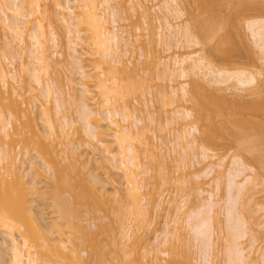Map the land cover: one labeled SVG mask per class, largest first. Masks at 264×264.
<instances>
[{
	"label": "bare ground",
	"instance_id": "obj_1",
	"mask_svg": "<svg viewBox=\"0 0 264 264\" xmlns=\"http://www.w3.org/2000/svg\"><path fill=\"white\" fill-rule=\"evenodd\" d=\"M95 1L97 0H9V2L8 0H0V3L6 5L3 7L1 6L2 4L0 5L2 7L0 9V56L5 58L3 59L0 57V232H4L11 237V242L9 243L11 260H8L11 264H104V261L106 262L113 254L114 255L107 260L111 261L112 264H141L144 263V260H140L142 257L146 259L151 255L152 258H154L151 260L147 258V262L150 260L148 263L158 264L159 261L156 256L157 252L160 254L159 251H157L154 256V250L148 253L145 251L144 257L140 254L138 255V251H136V254L134 250L135 256L129 253L130 251L128 252V248L126 247V240L130 238L127 233L130 230L128 231L127 229H129L128 227L130 226H127L129 224H127L125 220L129 217L136 218L139 216L138 218H140V214L143 210L141 201L137 198L140 193L138 178L141 175H146V170H140L141 168L138 164L139 155L142 153V147L149 148V144H151L149 143V139L144 137L146 135L142 138V136L137 137L136 134L138 133L133 134L135 133L133 130L142 122L138 121L135 126L132 124L133 122H130L131 102L134 96L137 97V94H140V92L142 93L145 81L136 75L134 70L128 66L132 63L130 59H126L127 53L125 54L124 48L130 45L131 38L126 36V33H121V30H119L117 16L109 9L108 2L103 1L102 4L99 5ZM226 1L223 2V0H220V2H223L227 6H229V4L230 6L233 5L230 1L229 3ZM165 4L166 11L169 14L168 17H173L175 21L180 20L181 14L178 10L177 0H169ZM102 6H106V8L102 10ZM233 7H235V5ZM54 9L59 10L57 11L59 12L58 15ZM24 10H27L28 13L22 14L21 11ZM9 11L13 16L17 17H14V21L13 19L12 21L9 20L10 16L7 15L10 13ZM58 22L62 24V26L60 25L62 28L66 29V32L64 31L65 34H63L67 36V46L68 49L72 51H68L71 53L69 56H64L62 50L61 52L57 51L60 48V43L57 39L58 36L55 34V29L62 32L60 31L61 27H59L60 29L57 27ZM206 22L208 24H203V26L205 25V29L207 27H209V29L202 33L207 34L212 31V29L210 30V23H212V21H210V23L209 21ZM219 23H222V20L217 24H213L214 26L212 27H214V30H218V28L222 26V24L218 26ZM215 24L218 28H216L217 26L215 27ZM165 27H167L164 32L166 36L164 33L162 36H165L166 39L169 38L167 34L172 31V29L177 32V35L182 32L179 25L174 26L171 23H167ZM223 27L224 31H226L225 26ZM246 27L251 40L259 50L258 55L260 54L259 57L261 56L260 59L262 63H264V20L250 21L246 24ZM213 32L215 33L217 31ZM1 33H4V37ZM63 34L59 33V37ZM189 34L191 33L189 32ZM189 34H185L186 43L192 48V38L188 36ZM82 35L85 41H83ZM9 36H12V39ZM194 43L196 42L193 41V46L195 45ZM198 43H196V46H198ZM77 46H80L82 49L87 48L89 52L80 56ZM188 46L186 48L189 49ZM7 53L11 59H7L8 56L5 57ZM69 53L65 54L68 55ZM24 56L33 61V63L30 62L31 64L29 63L32 65L30 66L32 68L30 71L29 69L31 68H29V64L26 66L27 62H24ZM59 57L61 58L60 61H54V59ZM18 58H20L22 65H25V68L21 65L22 69H24L22 71L25 72L26 70V74H28V72H30V74L33 73V78L31 77L32 80L30 81L36 84L35 90L37 88V90H40L42 98L46 100V104L50 103L51 96H56L57 115L59 117L57 118V116L52 114L53 119H55V116L57 118L55 120L57 121L54 125H52V121L49 123L51 129L49 138H47L48 134L41 131L40 125L36 119V111H34L36 109L29 106L31 104H28L29 100L25 101L24 95H14L15 90L9 88V79L18 85H23L24 82H27L26 79L25 81L17 75L19 71L16 73L17 69L13 67V61H18ZM8 60H10V64L5 63ZM51 62L65 71L66 80L61 76L60 79L62 78V80H64L69 91H62L63 85H60L62 82H59V91L56 92V90L54 91L53 89L54 87L51 86V88L50 85H48L49 82L47 83L45 80L42 82L43 77L40 78V75V77L36 76L41 72L47 75ZM84 64L86 65L84 66ZM87 64L91 65L88 66ZM35 66L40 70L36 69L33 71ZM185 67L186 69L187 67L190 68V71L194 74L192 76H195L194 78L201 77L205 80L208 77L211 78L212 80L208 86L211 84L213 85L211 88H205L207 95V98L205 97L206 99H191V101L194 100L193 104H195V109L193 110L194 114L189 111L184 112L181 110L176 114V122L181 123L182 121L193 119L194 124L196 123V125L201 128H198L200 129L198 130L196 127L188 126L189 129L185 128V130L183 127L184 131H180L181 136H179V140L183 142L186 148L183 147V152H189L187 148H189L188 146H190V143L187 140L197 131L200 132L201 138H203L205 142L213 140L216 142V140L220 139L219 137L223 136L221 135L223 132H227L234 139H239L241 142L244 141V143L247 142L245 148L247 149V145H249L248 148H250L252 152L254 150L252 147L254 146L255 148L256 144H258L261 139H264V134L257 139H253V135L251 136L248 134L249 129H246V126L250 125L249 121L245 119H240L238 121L235 116L237 112L235 113L234 111V114L233 109L230 110L228 108L229 106L227 103L229 98L224 94L218 93V91H222L223 93L224 90H216V88L214 89L212 87L214 85H227V87H229L228 85L230 83L233 84V82H235V89L239 87L242 91H248L249 88L255 85L256 78L244 72L223 71L218 69L214 64L208 62L206 58L193 53L182 58H175L174 68H166V75L165 77L163 76V80L173 84L179 82L178 80L186 79L188 73ZM261 67L262 72H260L264 75V66ZM75 68H77V71H74ZM35 73L37 74L35 75ZM58 74L60 75L62 73ZM75 75L80 76L81 83L78 82V84L75 82L77 81L74 79ZM46 77H48V75ZM201 78H199L200 82L202 80ZM58 79L59 78H57V80ZM195 80L198 79L196 78ZM21 81L23 83H21ZM199 81L196 83L199 84ZM56 82L58 83V81ZM28 83L29 82L25 84ZM77 85H79L82 91V97H79L77 94ZM186 86L185 84H181L180 87H173V95L181 101L188 98L190 93ZM207 88H209V90ZM31 89L34 90V87ZM91 89H95L97 93H93ZM62 96L65 98L63 99ZM66 97H68V99H66ZM65 101H67V103ZM63 102L66 105H64ZM67 105L75 110L79 120L83 123V130L88 139L85 145L87 149L85 147L84 149H86L85 151L91 152L90 156H92V158L89 160L91 164L95 161V163L97 162L99 164H97L98 167H103V169L106 163L113 164L116 171L123 176L124 183L131 187L129 189L130 192L127 194V196H129L128 204L121 207V216H123L122 219L124 220L120 237L122 242L117 239V236L112 234V230H106L107 224L105 223L111 211L110 204L112 202L119 203L121 199H119L118 193L111 197L114 200L106 194L105 187L100 179L101 177L97 174L98 172L91 167L92 170L88 166L89 164L83 162L84 159L81 158L82 155L80 151L81 146L80 148L75 147L76 145L74 146L75 142L72 139L73 137L71 140H68L70 138L69 136H67L68 138H64L65 135L70 132H67L66 128L71 126V123L67 121L66 114L63 113L65 111L64 107H67ZM68 108L65 111L66 113L67 111L69 112ZM48 110L50 112L51 109L48 108ZM61 113L64 115L63 118H60ZM50 114L48 113L49 118L47 116L45 119L47 122L48 119L50 120L51 118ZM117 118L121 119L117 120ZM218 119H223L222 123H226V125L223 127L221 123L220 126ZM57 122H59V124ZM56 124L58 125L56 126ZM201 125H203L204 128L201 127ZM102 126L107 127V131L104 130V132L101 129ZM243 126H245L244 129ZM244 131L249 135V138ZM58 132L59 134H56ZM78 132L79 131L76 130L75 134ZM108 132L111 133L109 134ZM55 135H59V138L62 139L61 142L66 144L63 143L65 146L62 145L63 149L59 150L61 152L56 150V146L59 145L54 144L53 151L56 150V153H53V151H48V149L51 150L52 146H50L49 142H46V139L51 142V140L54 139L51 137ZM111 135L115 140V142H113L114 146L115 144L117 146L116 150L112 144L108 142V138H110ZM231 137L229 138L231 139ZM63 138L65 140L67 139L69 144L67 143L68 141L66 140L67 142H65ZM57 141L59 142V139H57ZM57 141L55 142L58 143ZM214 142L212 143L214 144ZM261 142H264V140ZM261 142L259 143L261 144ZM46 143L49 145H46ZM216 143L218 145V142ZM81 144L82 143L78 145ZM209 144L211 143L209 142ZM180 145H182V143ZM240 145H242V143ZM62 146L60 144V148H62ZM198 147L195 146V148ZM206 147L207 146H203L200 151L203 159H208L210 157V155H208L210 150L208 151ZM16 148H18V152H20V150L21 152L26 151L27 153L25 154H28V151L30 153V151H32L31 149H34V153H37H35V159L39 161V164L35 163L31 156L23 159L22 153H18ZM199 149L194 150L198 152ZM250 149L248 150L250 151ZM14 152L16 154H14ZM46 152L47 154L49 153V155H47ZM52 153L57 154V157L56 155L52 156ZM101 154L103 155V160L101 159ZM97 157H99L98 160ZM30 159L32 161L28 162L27 160ZM103 161H105V164ZM41 162L44 165L40 164ZM237 165L238 163L235 162L234 166L238 167ZM218 167L222 168L221 165H218ZM42 168H44L46 172L43 171ZM209 169L210 168L206 169L208 170L206 172H209ZM210 170L212 171L214 169ZM31 172L33 174H31ZM212 172L214 173V171ZM244 173L242 169L238 170L236 168L229 172L230 193H234L237 189L243 192L246 188H244V185L248 186V184H253L252 181L247 179L245 184L241 185L242 187L240 185L238 186L236 180L244 175ZM155 174L156 171L153 175ZM112 184L117 186L119 182L113 179ZM131 191H133V193H131ZM213 197L211 195V199H213ZM217 206L213 203L202 206V208L189 215L187 219L188 225H191L194 241L196 244L198 243L199 250L202 251L201 254L205 264H210L208 248L211 243V226L208 213L213 212ZM235 207V199L231 198L227 203V213L230 223L234 220L232 216L235 212ZM182 209V207H178L179 211H182ZM54 214H56L55 222L56 220H58V222H56L57 224L55 225L54 223L52 224L54 225V227L52 226L54 228H52V230L49 229L51 226L47 228L44 226L42 219ZM133 218L131 219L132 224L134 222L137 223L138 218ZM234 224V227L231 229L232 231L230 230L232 233L228 230V233L231 234H227V237L228 239L231 238V240L233 239V241L237 240L239 242L240 239L243 238V235L242 232L239 231L238 224ZM170 226L171 225L167 227ZM48 229L50 231H48ZM167 231L169 232V230ZM166 238L167 237H165L158 247H163L167 244L168 238ZM232 242L229 241L231 245L233 244ZM235 244L234 246H237L238 243ZM231 249L236 250L232 247ZM231 249L229 251L232 252L230 253L232 254L231 256H233L237 251H232ZM255 254H258L257 250ZM114 256L115 258L112 261V257ZM227 256H230V254ZM236 258L230 259V264H236ZM114 260L118 261L115 262ZM260 260H262L263 263L262 261L261 263L264 264V258L262 257ZM173 261L174 260L169 261V264L176 263L175 261L173 263ZM257 261L259 260L257 259ZM147 262L145 261L146 264H148ZM227 263H229V261Z\"/></svg>",
	"mask_w": 264,
	"mask_h": 264
},
{
	"label": "rangeland",
	"instance_id": "obj_2",
	"mask_svg": "<svg viewBox=\"0 0 264 264\" xmlns=\"http://www.w3.org/2000/svg\"><path fill=\"white\" fill-rule=\"evenodd\" d=\"M103 1L108 2L109 9L117 16V20L119 23L118 27L119 30H121V33L124 32V34H127L126 36H129L131 38L130 45L124 48L125 54L127 53L126 59H130L132 63L128 66L134 70V73L136 75H138L145 81H143L144 90L142 91V93L140 92V94H137V97L134 96L131 102L132 107L130 111V122H133L132 124H134V126L138 121L142 122L138 125L137 128L133 130V132L135 131V133L133 134L138 133L136 134L137 137L142 136V138L144 135H146L144 137L149 139V143L151 144H149V148L142 147V153L141 155H139L138 162L141 168L140 170H146V175H141L138 178L140 193L137 198L141 201V206H143V210L140 214L141 216L140 218H138L139 216L136 217L138 218L137 223L133 221L134 223L132 224L131 219L133 217H129L128 219H126L127 221L125 220V222L129 224L127 226H130L128 227L129 229H127L128 231L130 230L129 232H127L130 238L126 240V247L128 248V252L130 251L129 253L136 256V251H138V255L140 254L141 256L145 257V251H147L148 253L149 251L151 252V250H154L153 256L157 251H159L160 254H158V252L156 254L159 259L158 264H169V261L172 260L176 262L175 264H205V261L203 262V257L201 254L202 251L199 250L198 243L196 244V242L194 241V235L191 230V225H188L187 219L189 218V215L202 208V206L213 203L218 206L215 207L213 212L208 213V218L210 219L211 226V243L208 248L210 264H230V259H234L236 257V264H238V262L239 264H262L263 261L260 260V258H264V142L261 141H263L264 139H261V141H259L261 142V144L258 142L259 145L256 144L255 148L253 146L252 149L254 150L251 152V149L248 148L249 145H247V149L245 148L247 142L244 143V141L241 142L239 139L236 140L227 132H223L221 134L223 136L219 137V140L215 139L216 142H218L217 145L214 140L209 141L211 144H209V142L207 141L205 142V140L201 138L200 132L197 131L191 138H188L187 140L190 143V146H188L189 148H187L189 152H183L185 145H183V142L179 140V136H181L180 131L183 132L185 128L189 129V127H196L197 129L200 127L197 126L196 123L194 124L193 119L182 122L180 121L181 123L176 122V114L180 110L184 112L189 111L194 114L193 110L195 109V104H193L194 100L191 101V99L203 100V98H207L205 88H211L213 84H211L210 86L208 85L210 84L212 79L208 77L206 81L201 77H196L198 80H195L196 78H194L195 76H192L194 74L190 71L189 67H187V69L185 67L188 73V77L186 79L178 80L179 82L177 83L172 84L170 82H166L163 80V78L166 75V68H174L175 58H182L188 54L193 53L195 55H199L200 57L206 58L208 62L214 64L218 69H221L223 71L244 72L255 77V85L249 88L248 91H242L239 87V89H235V82H233V84L230 83L231 85L229 84V87H227V85H214L212 88H216V90H224L223 93L222 91H218V93L224 94L227 98H229V101L227 100V104L229 107H227L230 110L233 109V113L234 111L235 113H238H234L238 121L240 119L249 121L251 126L247 125L246 129H249H247L249 131L248 134L251 136L253 135V139H257L262 134H264V86H262L264 85V75L261 73V66H264V63H262V60L260 59L261 56L259 57L260 54L258 55L259 50L251 40L250 34L248 33L246 27V24L250 21L264 20V0H229L230 3L233 4L231 6L230 4L229 6H227L223 3L226 0H223V2H220V0H177L178 10L181 14V19L178 21L173 20V17H168L169 14L166 11L165 3L169 0H97L95 2L100 5ZM229 1L226 2L229 3ZM1 4L2 3H0V5ZM4 5L2 4L1 6L3 7ZM234 5L235 7H233ZM1 6L0 9L2 8ZM105 8L106 6H102L101 9L103 10ZM54 10L56 12L59 11L58 9ZM26 12L27 10L21 11L22 14H26ZM58 13L59 12H57V15ZM7 15L10 16V21H12V19L14 21V17L17 18L16 16H13L11 12ZM221 20L222 23H219L218 26L222 24V28H220L223 31L216 25ZM206 21H209V23L210 21H212V23L214 21V23H216L215 27L217 26L216 28H218V30H214V27H212L214 26V23H210V30L212 29V31L210 33L208 32L207 34L202 33L209 29V27L205 29V25L208 24ZM167 23H171L174 26L179 25L182 32L177 35V32L172 29V31L167 34V37L169 38L166 39V35L164 32L167 29V27H165ZM203 24L205 25L203 26ZM57 25L58 28L62 26V24H59V22ZM201 26H203L204 28ZM223 26H225L226 31H224ZM55 30V34L58 36L57 39L60 43V48L57 51L61 52L62 50V54H64V56H69L71 53H69L68 51L71 50H69L67 46L68 38L67 36H64V31L66 29L61 27L60 31L62 32H59V30L57 29ZM213 31L217 32L214 33ZM189 32L192 35L189 34ZM59 33H64L62 35L63 37H59ZM163 33L165 36H162ZM186 33L189 34L188 36H191L192 38V48H190V45L188 44V46L186 43ZM3 34L1 33L2 36ZM9 37L11 38L12 36ZM82 37L83 41H85L83 35ZM196 39L199 43L196 41ZM193 41L198 43V46H196V43H194L195 45L193 46ZM187 46L189 47V49L186 48ZM77 48L76 49L78 50L80 56H83L86 52H89L87 48L82 49L80 48V46H77ZM8 53L7 55H5V57L8 56ZM65 53L69 54L67 55ZM0 57L5 59L2 56ZM8 58H10V56H8L7 59ZM23 58H25V56ZM57 60L60 61L61 58L59 57L57 59H54V61ZM16 61L17 60L13 61L14 65L12 64L13 67L17 69L16 73L19 71L18 73L23 74L24 71L22 70L24 69H22L23 65L20 62V58H18L19 62ZM25 61L27 62L26 66H28L30 62L33 63V61H31L29 58H25L24 62ZM5 63L10 64V60ZM30 64L29 68H31L30 66H32ZM85 65L86 64H84V66ZM87 65L90 66L91 64ZM24 66L23 68H25ZM35 67L33 68V71L38 68ZM49 67V72L47 73L48 77H46V73L43 74V72H41L40 74L38 73V75H36L37 73H35V75H40V78L43 77L42 82H44V80L47 83L49 82L48 85H50V87H54L53 89L54 91L56 90V92L59 91V82H62L60 84L63 85V87L61 86L63 88L62 91L68 90V87L64 82V80H66L65 71L62 68L56 66L53 62H51V65ZM30 70H32V68L29 69V71ZM75 70L77 71V68H75L74 71ZM56 71L62 74L59 75ZM18 73V76H20L24 80L26 79L29 83L25 84L27 82H24L23 85H18L9 79V88L11 90H15L14 95H24V100H29L28 104L31 103L29 106L36 109L34 111H36V119L40 125L41 131L48 134L47 138H49V133L51 132L49 123H51L52 121V125H54V123H56L57 121L55 119L59 117L57 115L58 111L56 107V96H51L50 103L46 104V100L42 98L40 90H37L38 88L35 90L36 84H33L34 82L30 81L32 80L31 77L33 78V73L31 72L32 74H30V72H28V74H26V70L23 75ZM56 75L59 77H57ZM60 76L64 80H62V78L60 79ZM74 77V79L77 80L75 81L76 83H81V78L79 75H75ZM57 78L59 79L57 80ZM199 78H201L204 82L201 79L200 82ZM56 81H58V83ZM198 81L199 84H197ZM21 83L23 82L21 81ZM181 84L187 85V90L190 93L188 98L184 99L183 101L173 95V87H180ZM77 86V94L79 97H82V91L80 90L79 85ZM33 87L34 90L31 89ZM209 88L207 89L209 90ZM29 91L31 92V94ZM91 91L93 93H97L95 89H91ZM62 98L64 99L65 97L62 96ZM66 99H68V97H66ZM65 102L67 103V101ZM231 102L235 103L232 104ZM63 104L66 105L64 102ZM239 106L243 107L241 108ZM68 107L70 106L67 105V107H64L65 111ZM48 108L51 109L50 112ZM68 110V114L65 111L62 112L66 114L67 121L71 123V126L67 127L68 129L66 128V131H70L68 134L72 135L70 136L67 134L64 138L69 136L70 138L68 140H71V138L73 137L72 139L75 142L74 146L76 145L75 147L79 148L81 146V150H79L81 151V158L84 159H82L83 162H85V164H89L88 166L90 168L92 167L98 172L97 174H99L101 177L100 179L103 186L105 187L106 194H108V196H110L111 198L118 193L119 199H121L119 203L112 202L110 204L111 211L109 214V218L105 220V223L107 224L106 230H112V234L117 236V239L121 241V229L123 227L124 221L122 219L123 216H121V207H123L125 204H128L129 196H127V194L130 192L129 189L131 187L124 183L125 181H123V176L116 171L113 164H105V161H103V163L105 164L104 169L103 167H98L99 164L97 162L95 163V161L91 164V162L89 161L92 158V156H90L91 152L85 151L87 149L85 145L87 144L86 141H88V139L86 138L83 130V123L81 122V120H79V117L75 113V110L73 108L70 107L68 108ZM48 113H51L50 117L52 119H48L47 122V120L45 119L47 116L49 118ZM52 114L57 116V118L54 116L55 119H53ZM63 117L64 115L61 113L60 118ZM120 119L121 118H117V120ZM218 120V123L221 126L223 119ZM57 123L59 124V122ZM58 124H56V126ZM222 125L224 127L226 123H222ZM201 127L204 128L203 125H201ZM244 127L245 126H243V129ZM70 128L72 131H74L72 132ZM101 129L103 131H107V127L105 126H102ZM76 130H78L79 132L75 134ZM108 133L110 134L111 132ZM56 134H59V132ZM248 134H246L247 137L249 136ZM55 136L51 137L54 138L53 140H51V142L46 139V142H49L50 146H52L51 150L48 149V151L52 152L54 150V144L59 145L56 146L57 151L63 149V146H65L63 145L64 142H61L62 139L59 138V135H57L58 138L57 136L55 138ZM229 137H231V139ZM64 138L63 140H65ZM57 139H59V142L57 141ZM54 140L58 143H56ZM66 140L65 142L68 141ZM113 141L115 142L114 138L111 135L110 138H108V142L111 143L116 150L117 146L116 144L114 146ZM212 142H214L215 145ZM47 143L46 145H49ZM59 143L61 144V146L63 145L62 148H60ZM67 143L69 144V141ZM80 143L82 144L78 145ZM181 143L182 145H180ZM241 143L242 145H240ZM195 146L200 147L195 148ZM203 146H207L206 148H208V151L210 150L208 152V155H210L208 159H203V157L201 156L202 154L200 151ZM84 147L86 149H84ZM194 149H199V153ZM248 149H250V151ZM16 150L18 152V148H16ZM31 150L32 151H30V153L28 151L29 155L25 154L27 153L26 151L21 152V150L18 153H22L23 159L31 156L33 161L35 163H38L39 161L35 159V150ZM56 150L53 151V153H56ZM15 152L14 154H16ZM53 153L52 156L56 155L57 157V154ZM47 155H49V153ZM102 156L103 155L101 154V159ZM98 158L99 157H97V160ZM27 161L29 162L32 160L30 159ZM235 162L238 163V167L234 166ZM40 164L43 163L41 162ZM218 165H221L222 168H219ZM208 168L214 169L212 170L214 171V173L210 169L209 172L211 173L206 172L208 171L206 170ZM234 168L238 170L242 169L245 172L244 175L240 176L236 180L238 186H241L242 184L244 185L247 179L253 182V184H248V186L244 185V188H246L243 190V192L237 189L234 193H230L229 172ZM42 170L45 171L44 168H42ZM155 171L156 174L153 175ZM31 174L33 173L31 172ZM113 179L119 182L117 186H114L112 184ZM131 193H133V191H131ZM211 195L212 197L214 196L213 199H211ZM231 198L235 199L236 207L235 212L232 216L234 220L230 223L227 213V203ZM178 207H182V211H179ZM55 218L56 214L52 216H46L42 219V222L44 223V226L46 228L51 226L49 229H52L54 225L57 224L56 222H58V220H56L55 222ZM53 223L54 225H52ZM234 223L236 225L238 224L239 231H241L243 235V238L240 239L239 242L237 240H234L236 244L238 243L237 246H234L235 243L233 239L231 240V238L228 239L227 237V234L232 233L231 229L234 227ZM169 225L171 226L167 227ZM49 229L48 231H50ZM167 230H169V232ZM228 230H231V233H228ZM165 237L169 239L168 240L166 238L167 244L163 247H158L159 244H161V242L165 239ZM229 241H233V244L231 245ZM10 242L11 237L4 232H0V264H11L8 261L11 258L9 247ZM231 247L235 248L236 250H232ZM230 249L232 251H237V253L235 252L236 256H231L232 252L229 251ZM134 250L136 254L134 253ZM256 250L259 254V258L258 254H255ZM228 253L230 254V256H227L229 255ZM114 258L115 256L112 257V261ZM147 258L151 260L154 257L152 258L151 255ZM146 259L142 257V259L140 260H144V263L141 264H146L145 261L147 262L148 260ZM257 259L259 261H257ZM107 260L106 262L108 263L104 261V264H112L111 261ZM150 260L148 262H150ZM114 261L116 262L118 260ZM228 261L229 263H227Z\"/></svg>",
	"mask_w": 264,
	"mask_h": 264
}]
</instances>
